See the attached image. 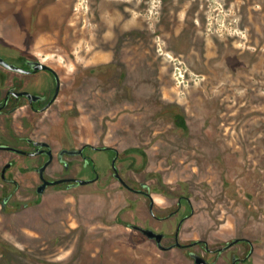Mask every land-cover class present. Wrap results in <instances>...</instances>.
<instances>
[{"label": "rangeland", "instance_id": "374dc122", "mask_svg": "<svg viewBox=\"0 0 264 264\" xmlns=\"http://www.w3.org/2000/svg\"><path fill=\"white\" fill-rule=\"evenodd\" d=\"M0 38L52 64L64 78H75L84 96L83 86L95 78L125 72L134 84H149L135 85L136 93L146 95L137 101L160 92L166 108L180 109L188 121L211 114L208 140L232 147L221 152L237 153L208 150L217 167L233 168L226 170L229 176L199 174L192 170L194 161L181 168L185 184L191 187L187 178L197 183V195H192L196 213L184 229L191 233L189 240L218 244L237 236L240 226L260 238L256 260L264 264V0H0ZM115 61L111 74L90 73ZM124 93L96 99L102 112L96 124L107 140L122 146L131 122L127 105L133 102ZM108 110L111 117L104 116ZM171 118L167 114L159 124L163 141L202 135L175 131ZM237 174L257 202L247 194L229 211L222 206V188ZM46 200L37 210L22 212L21 219L0 214V264H82L84 253H91L89 264H194L184 250L162 253L151 243L120 234V226L113 225L119 209L103 196L79 201L64 194ZM98 221L104 228L84 229ZM114 230L112 244L79 238L86 231Z\"/></svg>", "mask_w": 264, "mask_h": 264}, {"label": "flooded vegetation", "instance_id": "af4514ba", "mask_svg": "<svg viewBox=\"0 0 264 264\" xmlns=\"http://www.w3.org/2000/svg\"><path fill=\"white\" fill-rule=\"evenodd\" d=\"M0 58L12 66L0 62V214L21 219L22 212L37 210L45 197L49 203L50 198L64 194L77 196L79 201L103 196L119 209L113 225L120 226V234L151 243L158 252L184 250L194 264L196 255L207 264H260L256 260L260 238L251 237L240 226L237 236L224 238L218 244L208 239L189 240L191 233L184 229L185 222L196 213L192 195H197L193 188L197 183L187 178L191 187L185 184L179 176L181 168L186 161H194L192 170L199 174H223L233 168L223 167L224 163L217 167L208 150L212 153L215 147L219 154L237 153L221 152L232 147L226 144L223 148L219 142L208 140L212 137L211 114L188 121L180 109L166 108L160 92L137 101L146 95L136 93L135 85L149 84H134L125 72L99 76L94 79L96 82L85 84L86 97L79 92L75 78H64L52 64L30 51L5 44L1 38ZM112 70H117L116 61L106 64L104 70L98 72L94 68L90 73L105 75ZM121 91H126V98L133 101L127 105L131 122L127 125L125 146L107 140L102 125L96 124L102 117L96 99L114 97ZM103 113L111 117L112 111ZM167 114L172 116L175 131L192 129L202 135L189 141H163L166 135L159 124ZM242 158L239 160L244 163ZM226 174L229 176V172ZM230 179L222 188V206L226 210L232 211V206L243 202L242 197L247 194L257 202L241 174ZM251 206L248 205L249 211L255 208ZM98 224L102 223L98 221L84 229L105 226ZM143 230H152L161 238H151ZM117 231L103 232L104 236L86 231L79 238L87 242L90 238L104 239L112 244V233L117 235ZM88 254L91 253H84L82 264H89L92 259Z\"/></svg>", "mask_w": 264, "mask_h": 264}, {"label": "water", "instance_id": "95a60500", "mask_svg": "<svg viewBox=\"0 0 264 264\" xmlns=\"http://www.w3.org/2000/svg\"><path fill=\"white\" fill-rule=\"evenodd\" d=\"M0 62L3 63V64H5V65H7V66L12 67L11 65L7 64L2 58H0ZM40 67H47V66L44 65V64H40ZM143 232H144L147 236H149V237H151V238H154V237H157V238H159V239L161 238V235L156 234V233L153 232L152 230H143ZM195 257H196V263H197V264H207V261H206L203 257H201V256H199V255H196Z\"/></svg>", "mask_w": 264, "mask_h": 264}]
</instances>
